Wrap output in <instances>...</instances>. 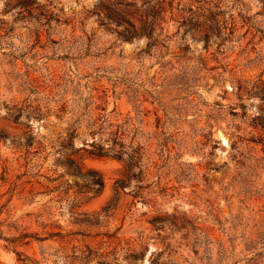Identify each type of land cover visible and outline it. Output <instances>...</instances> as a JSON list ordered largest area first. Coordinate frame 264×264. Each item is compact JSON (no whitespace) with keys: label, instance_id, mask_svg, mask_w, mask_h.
<instances>
[{"label":"rangeland","instance_id":"rangeland-1","mask_svg":"<svg viewBox=\"0 0 264 264\" xmlns=\"http://www.w3.org/2000/svg\"><path fill=\"white\" fill-rule=\"evenodd\" d=\"M264 0H0V264H264Z\"/></svg>","mask_w":264,"mask_h":264},{"label":"trees","instance_id":"trees-1","mask_svg":"<svg viewBox=\"0 0 264 264\" xmlns=\"http://www.w3.org/2000/svg\"><path fill=\"white\" fill-rule=\"evenodd\" d=\"M252 121V127L254 129H260L261 131H264V109H259L258 115L255 116Z\"/></svg>","mask_w":264,"mask_h":264}]
</instances>
